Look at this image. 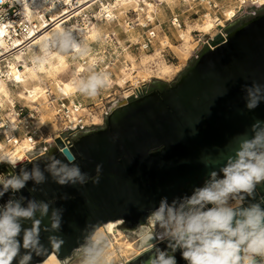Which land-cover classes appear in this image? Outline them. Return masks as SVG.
Here are the masks:
<instances>
[{"label": "water", "instance_id": "95a60500", "mask_svg": "<svg viewBox=\"0 0 264 264\" xmlns=\"http://www.w3.org/2000/svg\"><path fill=\"white\" fill-rule=\"evenodd\" d=\"M197 52L198 57L173 86L154 80L151 88L142 94L138 91V97L113 105L104 129L83 131L72 138L70 147H65L62 136L55 139L47 156L62 158L63 151L76 153L82 171L91 176L96 175L97 164L103 167L99 185L60 186L49 177L39 186L43 191L30 193L31 182L23 190V195L38 200L55 198L52 207L65 210L62 231L54 233L65 239V245L59 251L51 250L49 233L42 232L49 253L36 258L37 263L52 254L62 262L70 260L85 243L83 230L88 225L99 229L121 221L119 229L127 232L146 227L149 209L162 197L171 201L188 193L182 190L188 182L192 187L203 183L209 169L201 163L202 155H215L254 120H264V103L248 112L241 89L253 80L264 83V14L243 22L226 38L201 45ZM195 130L197 134L192 135ZM37 160L24 166L31 168ZM5 174L11 175L12 169L0 165V176ZM65 195L71 198L61 199ZM261 201L264 192L256 189L243 203ZM145 251L126 264H140ZM177 258L184 264L179 253Z\"/></svg>", "mask_w": 264, "mask_h": 264}, {"label": "clouds", "instance_id": "9594fccd", "mask_svg": "<svg viewBox=\"0 0 264 264\" xmlns=\"http://www.w3.org/2000/svg\"><path fill=\"white\" fill-rule=\"evenodd\" d=\"M41 48L43 55L33 58L41 70L53 52L71 55L74 61L86 52L78 34L63 28L45 37ZM72 83L82 95L95 98L110 86V78L103 69L94 71L89 67L87 76L74 75ZM241 89L248 112L264 103V83L253 80ZM196 134L197 130L192 132ZM61 154L62 158L52 155L39 159L31 163V168L24 166L20 156L0 154V165L12 169L11 175L0 176V264H37L36 258L49 253V247L42 242V232L49 233L51 250L59 251L66 243L62 236L54 234L62 231L65 210L52 207L55 198L46 201L23 195L30 182V193L43 191L39 186L46 184L49 177L60 186L84 187L90 182L99 185L102 164L96 165V175L91 176L82 171L76 153ZM200 161L209 169L202 184L171 201L162 197L157 206L149 209L147 226L138 231V246L147 249L142 256L146 258L138 261L179 264V253L184 264H264V201L242 203L264 183V120H254L224 149L215 155H202ZM83 237L81 264H115L112 240L106 233L88 225Z\"/></svg>", "mask_w": 264, "mask_h": 264}, {"label": "bare ground", "instance_id": "6f19581e", "mask_svg": "<svg viewBox=\"0 0 264 264\" xmlns=\"http://www.w3.org/2000/svg\"><path fill=\"white\" fill-rule=\"evenodd\" d=\"M21 4V12L24 19L38 18V13L42 11L56 12L57 5L54 0H17ZM68 1V0H66ZM94 1V0H93ZM146 6L139 8L137 0H109V5L103 4L102 10H107L112 13L113 10H117L115 15L118 17L116 23H96L94 24L89 33L85 34V37L81 41V46L86 48V52L83 56H77L75 61L71 55H63L53 52L48 62L43 65L41 70L36 64L33 63V58L36 56H42L43 50L41 44L45 37H51V35L60 28L65 29L63 23H57L52 29L44 30L39 34L33 43V46L27 51L12 50L7 36H9V29L13 26V22L3 23L0 22V56L4 57L6 62L4 67L6 68V79L0 78V112H5L6 121L0 122V128L6 136L16 142L15 144H6V142L0 141V154H12L20 156L25 159L27 151L34 150V146L29 143L28 137L22 136L18 138L14 134L15 127L20 125L21 130L24 128V123L18 118L17 112L14 109L16 99L23 100L26 105L29 106L31 111L37 112L38 119L35 121L36 128L42 133L44 127L48 128V135L44 136L46 142H53L59 137L57 131V108L56 103L50 101V96L63 99L69 109H72L77 102L89 103L96 100L95 98L88 97V99L82 98L78 95L79 91L72 83L74 75L78 77H85L88 75V68L92 67L94 71L103 69L108 73L110 78V86L124 90L128 83H132L136 90H139L141 84L150 82L152 79L169 80L179 72V67L175 64L167 62L164 57V52L168 48L182 61H186L191 56L199 41L195 37V32L200 33L201 36L213 37L217 32V24L219 26L224 25L223 19L218 15H213L211 10L204 5L205 12L202 14L201 20L194 23L186 22L185 27L178 26V23L174 25L171 22L173 29H176V35L179 40V44L175 45L171 42L167 34L162 33L161 23L164 17V9L159 6L158 2L165 4L167 8L174 14L179 9H183L189 6V10L196 11L198 13V5H193V0H144ZM242 2V0H240ZM244 1V0H243ZM223 11L226 20H233L237 14V9L242 5L239 3L235 6L233 1ZM129 8L138 10V21L141 24H145L144 18L147 16L153 21L154 28L151 34L155 37L154 50L141 51L139 56H135L126 47V43L136 44L140 41V34L136 33L129 28L125 15ZM176 15V14H174ZM172 16L177 17V16ZM161 22V23H159ZM110 27V28H109ZM120 32L126 34L124 39L120 38ZM113 37L117 40V43L123 46V57L125 61L119 64L120 60L113 59L114 62L104 64L107 57L104 55L106 51L94 49L92 45L99 44L104 46L105 40ZM14 46H18L20 40L18 38L12 41ZM107 45V43L105 44ZM8 52V53H7ZM7 53V54H4ZM102 64V65H101ZM72 67H75V71H72ZM1 68V64H0ZM111 70L116 79L112 78L108 72ZM133 93L124 92L122 98H130ZM107 97L112 96V92L106 94ZM27 106V107H28ZM87 110L83 109L78 114H84ZM35 115V113H34ZM76 112L70 116L74 119ZM7 125V126H6ZM23 159V160H24ZM121 221L109 222L108 224L100 227V232L106 233L112 240V251L114 253L115 264H126L136 256L140 255L144 248H140L138 238L136 240L129 239L120 229L119 225ZM138 237V232H137ZM57 258L55 254H52L42 264H65ZM39 264V263H37Z\"/></svg>", "mask_w": 264, "mask_h": 264}, {"label": "built area", "instance_id": "2783aa9c", "mask_svg": "<svg viewBox=\"0 0 264 264\" xmlns=\"http://www.w3.org/2000/svg\"><path fill=\"white\" fill-rule=\"evenodd\" d=\"M57 7V14L56 12L51 11H44L42 13H38V18L33 19H24L23 14L21 12V4L17 0H0V22L7 23L13 22V26L8 28L9 29V36H7V40L12 48V50L19 51H27L32 46L34 41L36 40L37 36L41 34L44 30L52 29L57 23H63L65 30H71L74 35L79 36L80 42L85 37V34L89 33L90 28L94 24L109 22L111 24L117 22V16L115 13L117 10H113L110 13L107 8L102 10L103 4L109 5V0H54ZM139 5L138 7L141 9L146 6L144 0H137ZM153 1L154 0H147ZM222 0H193L192 2L197 3L199 6L203 8L205 12L204 5L207 6L213 15H218L219 18L223 19L224 25L219 26L217 24V32L216 34L211 37L210 39H201L199 35L198 41L202 43V46H207L211 44V40L217 38H226L228 33L226 32V26L231 24L237 17V14H240L241 10H244L242 16L246 14L255 15L258 10L264 8V0H236V6L242 4L237 10L236 16L233 20H226L223 11L220 8V2ZM159 6L161 2H158ZM222 11V12H221ZM203 12V13H204ZM197 14V13H196ZM125 20H127V25L133 31L137 29L143 30L145 35L142 42H140V49L151 51L154 49L155 45V37L151 34L152 29L154 28V23L157 21L151 20L149 17H145V24H141L138 21V10L136 12L135 9L129 8L127 10L126 15L124 16ZM172 24L178 23V26L181 27V23L179 22L178 17H173L171 20ZM197 34V33H196ZM200 34V33H199ZM18 38L20 43L18 46H14L12 41ZM111 39H107V43L117 42L115 37ZM83 44V43H81ZM168 49V48H167ZM8 53V52H7ZM4 53V54H7ZM198 52L194 53V59L198 57ZM5 58L0 56V78L6 79L8 81V76L6 74L5 65ZM109 90V89H108ZM140 90V89H139ZM139 90H136L131 97H137L139 95ZM141 91V90H140ZM115 95V91L112 92V96ZM111 97H100L97 103H88L85 105L83 103L77 102L74 104L72 109L66 105L63 99L56 98L54 103H56L55 107L57 108V124H61V134H63V140L65 143V147H70L72 145V138L81 134L83 131L91 130V129H98L105 125V119L111 113V109L113 105L117 102L122 100H127L129 98H115L111 101L108 99ZM17 112L18 118L21 122L24 123V128L21 130L20 125L15 127L14 134L18 138L22 136L28 137L29 143L34 146V150L27 151L25 155V159L22 160L23 164H27L34 160H37L43 156H47L51 147L54 145L53 142H46V139H43L45 136L39 129L36 128L35 123L33 120L35 119V115H26V107L21 106L20 104L17 105L15 103V108ZM86 109L87 111L84 114H78L79 111ZM73 112H76V116L74 119H71L70 116L73 115ZM26 114V113H25ZM23 117L22 120L21 118ZM7 126V125H6ZM22 132V133H21ZM3 140L6 144L16 143L13 142L12 139L8 138L6 134L2 132V128H0V141ZM60 152L63 149L59 150Z\"/></svg>", "mask_w": 264, "mask_h": 264}, {"label": "rangeland", "instance_id": "374dc122", "mask_svg": "<svg viewBox=\"0 0 264 264\" xmlns=\"http://www.w3.org/2000/svg\"><path fill=\"white\" fill-rule=\"evenodd\" d=\"M230 1L231 0H222L220 2V8H221L222 11H224L231 4ZM232 1H233L234 5L236 6L237 5L236 4V0H232ZM193 5H198V4L197 3H194ZM160 7H162L164 9V17L161 20L162 23L159 22V23H161V26H162L161 31H162V33L167 34L168 37L170 38L171 42L173 44H175V45H178L180 42H179L178 37L176 35V29H173L174 27H172V25H171L172 16L174 14H176L174 16H177L178 19H179V22L181 23V26L185 27V24H186L187 21L190 22V23H194L196 21L201 20L202 14L204 12L203 11V8L201 6H199V5H198V7H199L198 13L196 11L189 10V6H186L183 9H179L178 12H176L174 14L171 12V10L169 8L166 7L165 4H162L161 3ZM243 14H245L244 13V10H241L240 11V14H237V17L236 18L241 17ZM225 26H226V28L228 27V25H225ZM136 33L140 34V36H141L140 37L141 38L140 41L142 42L143 39H144V37H145V35L143 33V30L137 29L136 30ZM194 34H195L196 39H199V33L196 34V32H195ZM125 37H126V34L123 33V32H120V38L121 39H124ZM202 38H203V41L205 39H210L209 36H202L201 39ZM106 43H107V41H106ZM105 44H104V46H102V45L100 46L99 44H95V45H92L91 47H94V49H98V50H102L104 48V50L106 51V53L104 55L107 57V59H106V61L104 63L105 65L106 64H109L110 62H114L113 59H117V58L120 60L119 64H122L125 61V59H124V57L122 55L123 54V52H122L123 51V46H121L117 42H112V43H109V44L107 43V45H105ZM201 45H202V43L199 42L197 48L194 51H192L191 56L186 61L180 60L173 53V51H171L170 49H166L165 52H164L165 59L167 60V62L177 65L179 67V72L174 77H172L171 79H169V80H162V81L165 82V83L166 82H169L173 78H176L181 73H183L185 71V69L187 68V66L189 65L190 61L194 59V53L198 51V48H200ZM155 46H157V43H155L154 48H155ZM126 47L135 56H139L141 54V51L142 50L140 49V42L139 43H136V44L135 43L134 44H132V43H126ZM152 50H154V49H152ZM71 69H72V71H75L76 70L75 67H72ZM108 72L111 74L112 78L116 79L114 73L111 70H108ZM154 80H158V79H156V78L155 79H152L150 82H153ZM150 82H146L144 84H141L140 87H139V89L141 90V88L144 85H148ZM114 91H115V95H113L112 98L108 99L109 101L113 100L114 98H115V100L122 98V95H124V92L125 91H127L128 93H134V92H136V88H135V86L132 85L131 82L126 85V88L124 90L118 88L117 86H115L114 89L113 88H106V89H104V90H102L100 92V94L98 95V97H97L96 100H93L92 102H89V103H97L99 101L100 97H105L108 92H114ZM78 95L81 97L80 99L86 97V96L82 95L80 92H79ZM55 99H56V97L50 96V101L51 102H54ZM85 99H88V97L85 98ZM15 101H16V104L17 105L20 104L21 106L26 107V112H25L26 114L24 113V116L31 115V114H34L35 113V119L33 120V122L35 123V121H37L36 119H38L37 112L31 111L29 109V106L26 105L23 100L16 99ZM21 119L22 120H25V119H23V117ZM6 120L7 119L5 117V112L4 111L0 112V122L1 121H6ZM58 126L59 127H58L57 131L59 133V136H63V134H61V132H60V130H61V124L58 123ZM48 130H49L48 128L44 127L42 129L43 134L47 136L48 133H49ZM1 142H4V141L1 140ZM121 231L125 235H127L129 237V239H131V240L132 239L136 240L138 238L137 237V232H127V231H124V230H121ZM65 264H81V250L78 251V252H76L70 260L66 261Z\"/></svg>", "mask_w": 264, "mask_h": 264}, {"label": "flooded vegetation", "instance_id": "af4514ba", "mask_svg": "<svg viewBox=\"0 0 264 264\" xmlns=\"http://www.w3.org/2000/svg\"><path fill=\"white\" fill-rule=\"evenodd\" d=\"M260 14H264V8H263V10H258V11L256 12L255 15L246 14V15H244V16H241V17H239V18H236V19L232 22V25H231L230 27H227V28H226V32L229 34L230 32L234 31L236 28H238L243 22H246V21H248L249 19H251V18H253V17L257 16V15H260ZM189 65H190V66L192 65L191 61H190ZM189 65H188V66H189ZM185 71H186V69H185ZM185 71H184L183 73H181L178 77L173 78V79H172L171 81H169V82H166L167 85H168V87L173 86L177 81H179L180 77L185 73ZM151 86H153L152 82H150L148 85H144V86L141 88L140 93L142 94L146 89L151 88ZM137 97H138V96H137ZM104 128H105V125H104L103 127H101V128H98V129H104ZM74 137H75V136H74ZM227 142H229V140H227ZM260 186H264V183H261L260 185H258V186L256 187V189H258ZM192 188H193V187L191 186V182H188L185 186L182 187V190L186 189V192L190 193L191 190H192ZM256 189H255V190H256Z\"/></svg>", "mask_w": 264, "mask_h": 264}, {"label": "trees", "instance_id": "16d2710c", "mask_svg": "<svg viewBox=\"0 0 264 264\" xmlns=\"http://www.w3.org/2000/svg\"><path fill=\"white\" fill-rule=\"evenodd\" d=\"M257 190H258L259 192H264V186H260Z\"/></svg>", "mask_w": 264, "mask_h": 264}, {"label": "crops", "instance_id": "0c3cea01", "mask_svg": "<svg viewBox=\"0 0 264 264\" xmlns=\"http://www.w3.org/2000/svg\"><path fill=\"white\" fill-rule=\"evenodd\" d=\"M243 203V202H242Z\"/></svg>", "mask_w": 264, "mask_h": 264}]
</instances>
